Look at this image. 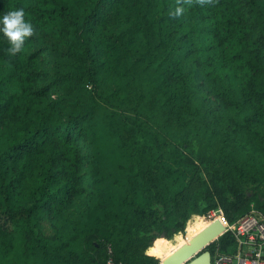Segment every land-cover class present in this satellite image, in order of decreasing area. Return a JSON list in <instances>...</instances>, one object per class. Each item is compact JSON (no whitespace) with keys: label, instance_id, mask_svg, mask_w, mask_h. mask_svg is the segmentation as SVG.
Instances as JSON below:
<instances>
[{"label":"trees","instance_id":"obj_1","mask_svg":"<svg viewBox=\"0 0 264 264\" xmlns=\"http://www.w3.org/2000/svg\"><path fill=\"white\" fill-rule=\"evenodd\" d=\"M20 8L22 51L0 34V264H160L199 214L232 223L257 191L264 215V0H0Z\"/></svg>","mask_w":264,"mask_h":264},{"label":"built area","instance_id":"obj_2","mask_svg":"<svg viewBox=\"0 0 264 264\" xmlns=\"http://www.w3.org/2000/svg\"><path fill=\"white\" fill-rule=\"evenodd\" d=\"M221 219V218H220ZM224 231L213 243L211 264H264V215L252 205L247 213L229 223L222 219ZM227 233L231 242L222 245L219 237ZM108 252L111 249L108 247ZM107 264H113L111 258Z\"/></svg>","mask_w":264,"mask_h":264},{"label":"water","instance_id":"obj_3","mask_svg":"<svg viewBox=\"0 0 264 264\" xmlns=\"http://www.w3.org/2000/svg\"><path fill=\"white\" fill-rule=\"evenodd\" d=\"M224 229L222 219L209 221L198 233L162 258L160 264H211V254L207 247Z\"/></svg>","mask_w":264,"mask_h":264},{"label":"rangeland","instance_id":"obj_4","mask_svg":"<svg viewBox=\"0 0 264 264\" xmlns=\"http://www.w3.org/2000/svg\"><path fill=\"white\" fill-rule=\"evenodd\" d=\"M44 54H40L38 56V60H39V66H38V69L39 68H45V59H44ZM214 100V103L215 105L218 106L219 104V100L216 99V98H213ZM82 154H83V157H84V168L82 170V173H84L87 168H88V163H87V156L85 155V152H84V148H82ZM197 163L198 165H200L199 161L197 160ZM199 174L201 175L202 178H204L213 188H217L215 185H213V175L210 173V172H207L206 169L203 167V166H200V169H199ZM81 186L83 187V193L79 196V197H76L71 205L65 209L62 213V216L60 217V219L62 220H66V221H71V219L73 217H76L77 215H79L82 211L85 210L89 200H90V191L89 189L87 188L86 186V176L83 175L82 177V184ZM256 195H254L253 198V203H251L250 205H252L254 208L257 201L259 200V192L255 191ZM248 194H251V192H248ZM205 203H203L201 206H204ZM257 209V208H256ZM201 217H203V219L205 221H209V220H213L217 217L221 218V219H224V215L221 211L220 208H216V209H211L208 211L207 214H199ZM51 228L49 226L48 229H46V231H49ZM185 229L186 227L184 228V231H182V234H183V237L184 238H187V234L185 233ZM152 249V248H151ZM161 260V259H160Z\"/></svg>","mask_w":264,"mask_h":264},{"label":"clouds","instance_id":"obj_5","mask_svg":"<svg viewBox=\"0 0 264 264\" xmlns=\"http://www.w3.org/2000/svg\"><path fill=\"white\" fill-rule=\"evenodd\" d=\"M0 34L9 43L7 52L15 56L22 51L25 40L34 34V26L25 19L24 10L20 8L0 16Z\"/></svg>","mask_w":264,"mask_h":264},{"label":"bare ground","instance_id":"obj_6","mask_svg":"<svg viewBox=\"0 0 264 264\" xmlns=\"http://www.w3.org/2000/svg\"><path fill=\"white\" fill-rule=\"evenodd\" d=\"M206 225L207 223L197 222L193 218H191L186 224L185 231L187 233V238H184L181 234H177L174 236L173 240L170 243L153 246L151 249V253L157 255L160 259L166 257L167 255L172 253L175 249H177L180 245H182L185 241H187L193 235L198 233Z\"/></svg>","mask_w":264,"mask_h":264}]
</instances>
